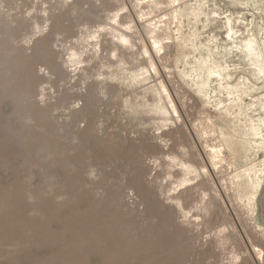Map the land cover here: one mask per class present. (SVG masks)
<instances>
[{
    "label": "rangeland",
    "instance_id": "1",
    "mask_svg": "<svg viewBox=\"0 0 264 264\" xmlns=\"http://www.w3.org/2000/svg\"><path fill=\"white\" fill-rule=\"evenodd\" d=\"M0 264H264V0H0Z\"/></svg>",
    "mask_w": 264,
    "mask_h": 264
},
{
    "label": "bare ground",
    "instance_id": "2",
    "mask_svg": "<svg viewBox=\"0 0 264 264\" xmlns=\"http://www.w3.org/2000/svg\"><path fill=\"white\" fill-rule=\"evenodd\" d=\"M249 48V47H248ZM255 48V47H254ZM250 51V49H248ZM255 54V53H254ZM253 55V54H252Z\"/></svg>",
    "mask_w": 264,
    "mask_h": 264
}]
</instances>
